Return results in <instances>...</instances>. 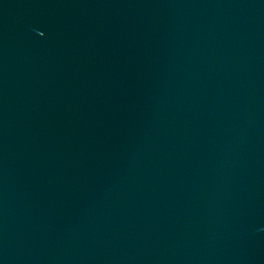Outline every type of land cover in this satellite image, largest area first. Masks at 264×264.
<instances>
[{"label":"water","instance_id":"water-1","mask_svg":"<svg viewBox=\"0 0 264 264\" xmlns=\"http://www.w3.org/2000/svg\"><path fill=\"white\" fill-rule=\"evenodd\" d=\"M0 264H264V0H0Z\"/></svg>","mask_w":264,"mask_h":264}]
</instances>
